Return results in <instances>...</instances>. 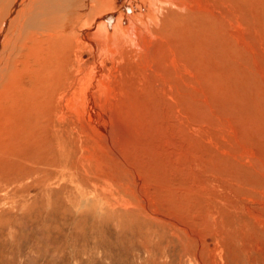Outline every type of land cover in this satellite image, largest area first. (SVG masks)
Masks as SVG:
<instances>
[{
    "label": "rangeland",
    "instance_id": "374dc122",
    "mask_svg": "<svg viewBox=\"0 0 264 264\" xmlns=\"http://www.w3.org/2000/svg\"><path fill=\"white\" fill-rule=\"evenodd\" d=\"M221 2L223 59L137 19L84 51L49 165L0 189V264H264V22Z\"/></svg>",
    "mask_w": 264,
    "mask_h": 264
},
{
    "label": "bare ground",
    "instance_id": "6f19581e",
    "mask_svg": "<svg viewBox=\"0 0 264 264\" xmlns=\"http://www.w3.org/2000/svg\"><path fill=\"white\" fill-rule=\"evenodd\" d=\"M222 1L256 12L258 21L264 22V0ZM221 3L130 0L132 10L124 14L114 12L115 0H0V189L39 176L49 165L44 136L56 135V131L49 133V125L60 122L57 109L61 95L81 82L84 71L82 85L88 83L85 53L97 54L99 48L113 47V38V44L120 48L137 19L139 26L153 25L150 33L155 38L168 35L177 47L185 45L193 51L199 47L203 51L207 41L206 48L221 56L224 48L210 45L220 26L217 13ZM113 13L115 19L110 18ZM245 20L249 22L250 16ZM193 37L203 46L188 40ZM98 39L102 42L97 47ZM189 53L186 56L193 58ZM94 66H90L91 71Z\"/></svg>",
    "mask_w": 264,
    "mask_h": 264
}]
</instances>
